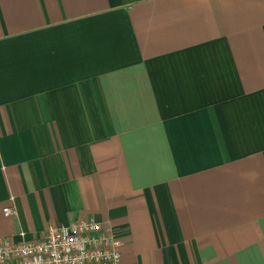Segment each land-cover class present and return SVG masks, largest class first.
I'll use <instances>...</instances> for the list:
<instances>
[{
  "label": "crops",
  "instance_id": "0c3cea01",
  "mask_svg": "<svg viewBox=\"0 0 264 264\" xmlns=\"http://www.w3.org/2000/svg\"><path fill=\"white\" fill-rule=\"evenodd\" d=\"M85 218L264 264V0H0V240Z\"/></svg>",
  "mask_w": 264,
  "mask_h": 264
},
{
  "label": "built area",
  "instance_id": "2783aa9c",
  "mask_svg": "<svg viewBox=\"0 0 264 264\" xmlns=\"http://www.w3.org/2000/svg\"><path fill=\"white\" fill-rule=\"evenodd\" d=\"M2 212L6 217L17 215L11 206ZM122 246V238L111 228L85 218L49 225L40 240H0V264H121Z\"/></svg>",
  "mask_w": 264,
  "mask_h": 264
}]
</instances>
